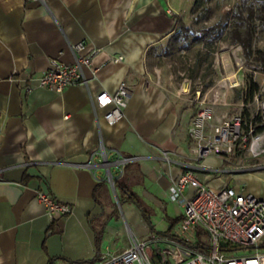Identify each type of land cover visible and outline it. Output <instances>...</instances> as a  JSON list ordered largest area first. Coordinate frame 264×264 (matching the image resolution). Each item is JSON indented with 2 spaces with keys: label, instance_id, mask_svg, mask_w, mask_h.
Segmentation results:
<instances>
[{
  "label": "crops",
  "instance_id": "0c3cea01",
  "mask_svg": "<svg viewBox=\"0 0 264 264\" xmlns=\"http://www.w3.org/2000/svg\"><path fill=\"white\" fill-rule=\"evenodd\" d=\"M181 8L176 0H0V264H50L52 258L51 264L93 263L95 235L88 218L103 211L112 215L101 249H123L124 225L140 237L152 233L133 203H118L107 181L116 207L96 201V185L104 179L100 168L87 163L95 161L101 145L137 156L143 180L133 189L151 208L157 231L181 219L182 207L170 200L169 186L194 162L186 129L194 112L151 72ZM78 41L98 49L92 68L82 66L89 82L112 94L125 82L130 91L114 125L105 121L104 108L94 106L88 84L61 92L37 84L35 76L50 59L72 62ZM114 56L122 59L113 61ZM162 151L176 161L165 162ZM252 161L241 154L229 161L206 156L200 163L208 168L195 169V175L208 187L243 188L264 199V169L235 170ZM38 190L69 203L70 213L50 220ZM193 193L187 186L184 195Z\"/></svg>",
  "mask_w": 264,
  "mask_h": 264
},
{
  "label": "built area",
  "instance_id": "2783aa9c",
  "mask_svg": "<svg viewBox=\"0 0 264 264\" xmlns=\"http://www.w3.org/2000/svg\"><path fill=\"white\" fill-rule=\"evenodd\" d=\"M236 50L242 53L239 43H236ZM72 51L74 58L70 63L50 59V66L35 76L38 86L61 92L72 84H88L94 106L105 109L103 117L107 124H116L123 117L129 100L126 83L121 82L112 94L97 81L89 82L83 75L82 66H92V57L98 49L78 41L72 45ZM234 58L241 67L243 60L236 54ZM120 59L122 56L112 58L113 61ZM227 81L228 78L219 79L208 87L199 83L193 92L191 102L196 109L187 134L193 141L194 162L186 164V170L171 179L169 186L170 200L178 202L183 210L174 227L175 237L152 233L136 236L121 250L105 247L96 251L91 264H264V199L243 188L208 187L195 175V169L208 168L200 163L206 156L229 161L233 154H241L253 161L239 165L236 171L264 169V84L248 98L246 83ZM239 85L243 86L241 99L234 101L231 95ZM231 106L236 111H231ZM245 108L249 111V119L243 115ZM257 127L261 130L257 131ZM98 153L103 156V161L87 165L96 170L104 167L106 175L103 179L111 186L121 175L124 164L137 159V156H122L102 145ZM161 154L167 163L176 161L168 151ZM111 167L119 169L117 176ZM187 186L194 188L191 197L184 195ZM36 197L44 205L50 220L71 211L69 203L55 199L48 192L38 190ZM198 232L203 242L194 247L192 244L197 241Z\"/></svg>",
  "mask_w": 264,
  "mask_h": 264
},
{
  "label": "rangeland",
  "instance_id": "374dc122",
  "mask_svg": "<svg viewBox=\"0 0 264 264\" xmlns=\"http://www.w3.org/2000/svg\"><path fill=\"white\" fill-rule=\"evenodd\" d=\"M194 1L176 0V3L178 7L183 6V9H180L179 17L187 25L193 26L198 31L191 34L187 40H184L181 38V33H176L177 28H175L176 30L170 36L169 41L158 49V53L151 64L154 65L151 72H153L155 78L158 77L161 81H166L170 87L169 89L178 97H181V100H184L188 107L193 108V112H195L196 105L191 102L193 93L189 91V88L191 90L199 83L204 87H208V85L214 84L219 79L228 78V83L229 80H235L240 84L242 81L246 83L251 76L253 80L259 82V85L264 84V69L260 68L258 64L255 65L254 62L251 64L246 62L243 54L237 52L236 44L232 45L229 42L228 31L232 26V10L234 4L240 0H205L203 4L197 7L195 12H192L191 8ZM200 10H204L201 21L196 16ZM209 25L214 27L211 33L206 34L199 31L202 26ZM224 25L226 26L225 29L218 34ZM252 44L254 49L264 48V29L260 25L256 26ZM235 54L243 60L241 67L236 64ZM242 88L241 85L234 88L231 95L232 100L236 95H240ZM230 110L236 111L233 106L230 107ZM190 122L186 126L187 130ZM122 156L128 155L124 154ZM112 157L110 159H113ZM238 157L241 158V156ZM238 160L240 161V159ZM102 161L103 156L98 154L95 162L100 163ZM111 168L114 175L117 176L119 169L116 167ZM99 172H102L103 177L106 175L104 167L100 168ZM124 229L128 234L123 237L121 242L123 248L129 246L131 240L137 236L134 231L130 228L127 229L125 225Z\"/></svg>",
  "mask_w": 264,
  "mask_h": 264
},
{
  "label": "trees",
  "instance_id": "16d2710c",
  "mask_svg": "<svg viewBox=\"0 0 264 264\" xmlns=\"http://www.w3.org/2000/svg\"><path fill=\"white\" fill-rule=\"evenodd\" d=\"M205 0H195L191 11L195 12L197 7L200 4H203ZM204 10H200L197 12L196 16L200 19L204 16ZM229 28V42L231 44L239 43L242 47V54L246 59V62L251 64L252 62L255 65H259L260 68L264 69V48L254 49L252 41L253 36L256 30V26L260 25L262 29H264V0H240L234 4V8L232 10V23ZM225 25L219 30L218 34L223 32L225 29ZM176 33H181V38L187 40L191 34L196 33V29L193 26L187 25L180 17L176 19ZM213 25L202 26L199 31L201 33L209 34L213 31ZM246 95L248 98L252 97V95L259 90V82L253 80L250 76L246 82ZM195 88L191 89L193 93ZM241 99V94L236 95L234 97V101H238ZM243 115L246 119H249V111L245 108L243 110ZM261 130V127H257V131ZM138 161L133 160L124 164L122 173L119 177H117L114 181V188L116 192V197L118 203L122 204L124 202L133 203L140 211L145 224L149 227L152 234L156 235H166L170 237H175L172 233L173 226L178 222L180 218H175L169 228L165 231H157L154 227V224L151 221V208L144 203L141 197L134 191L133 187L141 184L143 178L141 174H139V168L137 166ZM137 170V171H136ZM94 197L102 208L105 206V202L112 206L116 207V202L112 200V196L110 193V189L105 180H101L96 185V193ZM115 210V209H114ZM116 211V210H115ZM114 213V212H112ZM110 213H104V211L96 216H91L88 218L89 224L94 231L95 235V245L96 251L101 249V241L104 234V228L106 222L111 218ZM100 219L102 222L100 223ZM179 241L181 239L177 238ZM203 241L199 237V232L197 233V241L192 245L194 247L200 246L199 243ZM233 248V247H232ZM55 258L50 260V264ZM87 261H83L82 263H86Z\"/></svg>",
  "mask_w": 264,
  "mask_h": 264
},
{
  "label": "water",
  "instance_id": "95a60500",
  "mask_svg": "<svg viewBox=\"0 0 264 264\" xmlns=\"http://www.w3.org/2000/svg\"><path fill=\"white\" fill-rule=\"evenodd\" d=\"M112 188H113V190H114V193H115V189H114V185L112 184Z\"/></svg>",
  "mask_w": 264,
  "mask_h": 264
},
{
  "label": "bare ground",
  "instance_id": "6f19581e",
  "mask_svg": "<svg viewBox=\"0 0 264 264\" xmlns=\"http://www.w3.org/2000/svg\"><path fill=\"white\" fill-rule=\"evenodd\" d=\"M108 165V163H106ZM114 185V184H113Z\"/></svg>",
  "mask_w": 264,
  "mask_h": 264
}]
</instances>
